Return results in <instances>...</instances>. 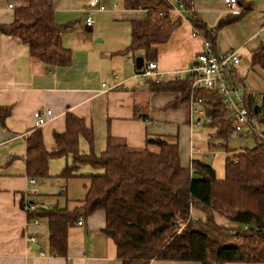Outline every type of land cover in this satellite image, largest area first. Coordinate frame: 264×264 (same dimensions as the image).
I'll return each instance as SVG.
<instances>
[{
    "label": "crops",
    "instance_id": "crops-1",
    "mask_svg": "<svg viewBox=\"0 0 264 264\" xmlns=\"http://www.w3.org/2000/svg\"><path fill=\"white\" fill-rule=\"evenodd\" d=\"M10 2L15 4L0 0V25L15 19V8H8ZM89 2L53 0V17L60 27L62 45L72 53L68 66L42 63L30 55L26 43L0 32V106L10 109L5 120L0 121V264H121L115 244L103 231V212L84 217L81 225L75 219L68 227L66 255L54 256L49 251L47 220L37 214L43 209L23 211L21 202L30 177L26 172V138L35 130L34 114L38 109H50L54 115L39 128L48 150L54 147L53 132L64 131L67 112L82 118L92 129V149L96 154L104 149L108 136L112 142L141 149L147 135H166L164 121L188 123L190 133L199 128L190 124L191 99L181 100L177 90H154L151 82H143L135 75V59L141 53L128 50L131 22L142 19L145 11L127 9L122 0H101L104 10L95 11L94 24L86 27L85 9ZM192 6L210 30L226 21L216 31L215 50L236 52L240 57L227 80H234V84L253 95L264 93V71L250 61L251 52L264 46V0H236L233 8L224 0H192ZM191 14L184 11L180 17L171 13L178 25L167 41L156 47L154 61L163 73L164 84L174 81L177 72L188 67L202 49L203 37L198 32L199 35L193 34ZM114 75L123 81L126 90L110 88ZM193 107L200 108L195 101ZM262 129L264 138V122ZM167 131L168 136H175L171 129ZM207 144L215 146L212 141ZM79 148L83 153L90 150L83 137ZM201 153L199 149L196 156ZM201 157L206 159L204 154ZM48 173V177L36 178L40 193L37 199L47 203V209L55 205L71 208L83 199L88 183L85 177L64 178L49 170V165ZM54 177L61 179L59 188L53 187ZM62 186L66 187L64 194L59 193ZM35 216L38 223H33ZM30 236L36 241H29ZM150 264L200 263L154 259Z\"/></svg>",
    "mask_w": 264,
    "mask_h": 264
},
{
    "label": "trees",
    "instance_id": "trees-1",
    "mask_svg": "<svg viewBox=\"0 0 264 264\" xmlns=\"http://www.w3.org/2000/svg\"><path fill=\"white\" fill-rule=\"evenodd\" d=\"M9 1L15 2V19L0 25V32L26 43L30 55L42 63L70 65L72 53L62 45L53 0ZM122 1L127 9L145 11L142 19L131 22L128 50L139 51L143 64L155 60L157 45L167 41L179 21L171 19L166 0ZM183 1L188 8L193 7L192 0ZM191 15L195 30L214 47L216 31L226 21L210 30L195 12ZM250 61L264 71V46L251 52ZM149 82L154 90L179 91L183 101L197 99L198 106L211 117L208 124L216 129V136L226 138L233 132L217 88L191 89L188 81L178 79L168 84ZM244 105L264 122V93L246 94ZM9 113V107L0 106V121ZM52 136L54 147L50 150L45 148L39 129L27 136V175L48 177L49 160L66 157L72 163L59 175L82 176L88 183L83 199L75 206L55 205L37 212L48 223L51 255H66L68 227L75 219L101 211L105 217L103 231L115 244L121 264H150L154 259L264 263V138L252 136V148L227 155L224 176L218 178L214 168L202 159L193 157L184 166L175 136L147 135L141 149L112 142L108 136L104 149L96 154L92 129L71 112L65 114L64 131ZM81 137L90 147L87 153L80 151ZM81 165L102 169L103 173L79 175L76 172ZM217 217L231 224L218 223Z\"/></svg>",
    "mask_w": 264,
    "mask_h": 264
},
{
    "label": "built area",
    "instance_id": "built-area-1",
    "mask_svg": "<svg viewBox=\"0 0 264 264\" xmlns=\"http://www.w3.org/2000/svg\"><path fill=\"white\" fill-rule=\"evenodd\" d=\"M100 1L101 0H90L88 7L85 9L84 25L86 27H92L94 24L93 13L95 11L104 10L105 7ZM166 2L169 5L170 14L173 13L182 17L184 11L192 12V8H188L183 0H166ZM224 2L233 8L236 0H224ZM8 8L14 9L15 4L12 2L8 3ZM193 34L199 35L195 30ZM239 62L240 57L236 52H217L212 43L203 38L202 49L195 55L192 63L188 67L177 72L176 79L188 81L191 89L217 88L222 105L230 114L232 131L246 137L258 136L263 138V122H260L252 115L244 105L245 96L250 92L244 91V89L228 81L226 78ZM135 75L143 82L150 80L160 82L163 79V73L158 69L154 60H150L143 64L142 67L136 71ZM114 79L115 81L110 88L127 89V86L118 78V75H114ZM102 86H105V83H102ZM194 101L196 102L197 99L191 98L189 112L191 126L200 127L203 122L207 124L210 123L211 117L207 116L202 108L193 107ZM195 116L198 117L195 118ZM202 116L203 118L201 119ZM53 117L54 115L50 109H38L34 114V129L41 128L46 123L47 119ZM211 138L212 137L209 136L208 140H211ZM198 152L199 148L191 144L189 159L192 160L194 155ZM28 183L29 187L26 190V196L21 202L23 211L28 213L36 212L40 209H47L48 204L38 201L37 199L40 193L36 177H29ZM65 191V186L60 187V194H64ZM76 222L78 225H81L83 216H79ZM33 223H38V218L36 216L33 218ZM28 240L35 242L36 238L30 236ZM41 254H43V252H41Z\"/></svg>",
    "mask_w": 264,
    "mask_h": 264
},
{
    "label": "rangeland",
    "instance_id": "rangeland-1",
    "mask_svg": "<svg viewBox=\"0 0 264 264\" xmlns=\"http://www.w3.org/2000/svg\"><path fill=\"white\" fill-rule=\"evenodd\" d=\"M164 128H167L166 131H164V134L167 135L169 132L167 130L171 129L172 134L177 136L181 162L184 166L187 167L190 163L189 146L191 136L193 145L199 147L202 152L198 156L195 154L194 157L209 163L214 168L218 178H223L224 176V161L227 155H233L235 152H239L241 149L252 148L255 145V141L252 137H246L234 132H231L226 138L216 136V129L209 124L202 125L199 128H194L193 132L190 133L188 123H178L176 120L172 119L170 122L164 121ZM209 136H212V140H208ZM210 141L215 144L214 147L208 146L207 143ZM219 143H222V145L218 146ZM202 154L205 155L206 159L201 157ZM71 163L72 162L70 158H53L49 162V170L59 174L66 165H71ZM76 173L80 175L101 174L103 173V170L94 169L89 165H81ZM60 182V178L54 177L53 187L59 188V186H61L58 185ZM217 221L221 224H231L222 217H217ZM180 228H178V230H180Z\"/></svg>",
    "mask_w": 264,
    "mask_h": 264
},
{
    "label": "water",
    "instance_id": "water-1",
    "mask_svg": "<svg viewBox=\"0 0 264 264\" xmlns=\"http://www.w3.org/2000/svg\"><path fill=\"white\" fill-rule=\"evenodd\" d=\"M135 61H136V66H137V68H141L142 65H143V63H144V59H143V57H142V56H139V57H137V58L135 59ZM258 108H259V106L256 105V106L254 107V110L257 112V111H258Z\"/></svg>",
    "mask_w": 264,
    "mask_h": 264
}]
</instances>
